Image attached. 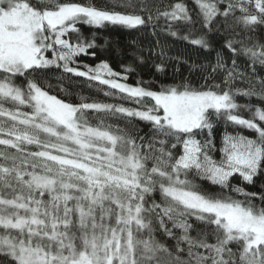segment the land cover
Here are the masks:
<instances>
[{
	"label": "snow or ice",
	"instance_id": "6c2138e0",
	"mask_svg": "<svg viewBox=\"0 0 264 264\" xmlns=\"http://www.w3.org/2000/svg\"><path fill=\"white\" fill-rule=\"evenodd\" d=\"M191 4L0 0V264H264V207L255 203L264 205V186L247 191L232 183L254 187L264 177V104L234 98L264 102V77L259 87H232L237 75L248 78L236 71L240 55L249 58L253 77L257 65L264 68V43L227 39L231 68L217 53L215 64L204 66L210 70L200 87L187 80L160 88L143 80L129 84L131 66L117 72L106 60H81L95 58L101 47L81 25L155 29L161 17L193 28L199 22L201 31L189 29L180 39L209 51L207 34L220 17L242 33L264 29V0ZM168 32L178 35L171 23ZM159 47L154 67L164 73L166 52ZM50 74L95 82L100 91L106 86L105 96L133 106L58 98L41 82ZM217 76L220 83L209 82ZM86 111L119 118L125 127L103 120L92 126L83 119ZM137 122L150 127V136L128 130ZM228 125L255 136L230 133ZM197 179L219 191L202 189ZM156 192L160 203L152 199ZM163 238L176 241L171 250Z\"/></svg>",
	"mask_w": 264,
	"mask_h": 264
},
{
	"label": "trees",
	"instance_id": "16d2710c",
	"mask_svg": "<svg viewBox=\"0 0 264 264\" xmlns=\"http://www.w3.org/2000/svg\"><path fill=\"white\" fill-rule=\"evenodd\" d=\"M35 2V0H34ZM85 3H92L96 5H102L105 3L113 4L116 0H82ZM132 4L141 3V0H129ZM143 2L149 4H156L158 6H164L169 3H173L174 0H143ZM189 6L194 7L191 4V0H188ZM223 7V5H221ZM123 10V9H121ZM128 11H133L129 8ZM155 9H153V13ZM237 15L239 11L237 10ZM158 27L153 29L152 25L148 27H141L138 29H125L109 26L108 28L95 29L90 28L87 25H81V31L85 36H91L93 33L96 34V43L101 47L95 49L96 57L84 56L81 58L82 63L95 65L101 60H106L114 70L117 72H122L124 66H131L134 71L129 74L128 83L136 84L138 80H143L151 84L155 88H160L161 86L169 85L172 83H180L182 80H187L191 82L193 86L200 87L205 84L204 75L210 69L205 68L207 65H214L217 58V53L226 61L227 67L231 68V57L232 53L225 47L227 39H233L237 42L244 41L248 43L251 39L254 42L258 41L264 43V29L257 28L253 33H242L239 28H235L231 23H225L222 17L218 18L214 22V27L211 32L207 34V39L210 42L211 50L204 49H194L186 41L180 39L183 35L187 34L189 29L199 32L201 31V25L197 22L193 28L192 25L185 24L183 22L174 23L166 21L164 18L154 21ZM172 24V30L176 31L178 35L173 37L168 32V25ZM163 29V30H162ZM155 32V34H153ZM108 41L105 44V41ZM159 42V44H158ZM160 45L165 48L166 56L164 59L165 72L158 73L154 67L155 64L161 62V58L156 55L160 51ZM239 46V44H238ZM143 57V63L137 57ZM179 57V62L176 58ZM184 61H187L185 63ZM195 64L197 67L192 69L190 66ZM177 69H179L177 71ZM203 69V70H202ZM237 72L244 73L247 75V79L242 78L237 75L233 81V89H243L246 90L251 82H255L257 87H259L258 77H264V68L259 65L256 67V77L251 75V67L249 58L245 55H240L237 58ZM58 75V74H57ZM222 77L217 76L215 81H209L220 83ZM23 80L21 78L20 83ZM41 82L46 87V90L50 94L56 95L58 98L64 99L72 103H80V96H84L87 99L86 102H92L93 100L105 103H123L125 106H133L127 101H121L113 97H108L104 95V91H108L106 86L103 87V91L98 90L95 82H88L83 78H75L72 82L65 80H57L55 75H47L41 78ZM49 85L51 87H49ZM62 89L66 90L63 91ZM235 101L240 105H257L261 106L264 104L257 97H245L243 95H235ZM8 107V105H5ZM240 112L244 116H248L246 110L241 109ZM90 125H99L101 120H103L104 125H112L113 129L116 127L124 128L125 123L119 118L105 117L103 114H97L93 111H86L83 117ZM129 131H133L139 136L148 137L151 134V129L144 122H137L134 125L128 127ZM225 131V126L221 121L216 126L215 139L216 144L219 147L221 134ZM227 131L233 134H243L250 138L255 136L252 130L244 129L239 126L228 125ZM139 143V141H137ZM214 158L219 159V152L213 153ZM196 183L201 186L202 189L206 191H219L218 186L211 185L207 181L196 180ZM232 183L234 185H239L241 187H246L247 191H258L262 186H264V177L259 178L256 181L255 186L245 185L242 181L238 179H233ZM235 198L243 200L242 196L237 194H232ZM152 199H155L157 203H160V193L156 192L153 194ZM257 208L264 207L259 200L255 201ZM193 237L196 236V232L191 233ZM147 238V237H144ZM157 239H161L159 234L156 236ZM166 246L171 250V246L175 245L176 241L170 240L168 238H163ZM186 247V245L184 246ZM187 259L186 255L184 257Z\"/></svg>",
	"mask_w": 264,
	"mask_h": 264
}]
</instances>
